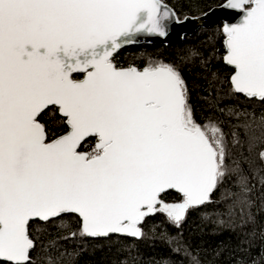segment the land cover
<instances>
[{
  "label": "snow or ice",
  "instance_id": "1",
  "mask_svg": "<svg viewBox=\"0 0 264 264\" xmlns=\"http://www.w3.org/2000/svg\"><path fill=\"white\" fill-rule=\"evenodd\" d=\"M223 7L240 18L217 29L231 91L264 103V0ZM175 22L162 0H0V264H37L35 223L68 231L41 249L47 264H63L69 240L113 237L158 238L183 255L180 264H202L183 240L193 214L236 234L239 252L250 254L257 236L264 241L253 211L264 208V168L232 156L223 121L195 118L181 66L115 61L139 35L167 36ZM183 59L209 71L198 52ZM219 111L243 118L236 127L249 145L264 147V117ZM49 113L59 114V134ZM258 159L264 165V151ZM156 217L177 234L150 236ZM235 264L259 262L249 255Z\"/></svg>",
  "mask_w": 264,
  "mask_h": 264
},
{
  "label": "trees",
  "instance_id": "2",
  "mask_svg": "<svg viewBox=\"0 0 264 264\" xmlns=\"http://www.w3.org/2000/svg\"><path fill=\"white\" fill-rule=\"evenodd\" d=\"M163 1L168 3L175 14L181 18L184 15H198L224 0ZM222 27L223 22L219 20L208 26H200L192 33L183 35L182 40L176 44L150 42L129 44L114 54L115 61L119 66L143 67L152 61L180 65L191 89V104L195 118L201 123H205L209 117L223 121V130L228 134L232 156L241 160L246 157L254 168H264L258 159V154L264 150V147H261L259 143L250 146L243 127H236L238 123L242 124L244 119L241 118L240 121L230 119L219 111V109L234 108L242 113L250 114L249 118L254 117L257 122L264 117V103L246 98L242 94L235 95L231 91L230 76L233 69L223 60L224 36L217 31ZM193 51L200 53L201 57L208 62L209 71L200 66L198 59L194 64H185L183 58ZM213 73H215V77H213ZM209 81H212L211 87ZM45 119L52 125V131L57 134L61 132L59 123H53L54 120L58 121V113H49ZM233 131L237 133L236 137L232 136ZM236 139L240 140L239 145L235 144ZM253 211L257 212L256 231L259 233L261 229H264V208L258 203L257 208ZM195 217L196 214H193L189 222L184 225L183 240L197 251L202 264H235V259L240 256L248 258L249 255L255 258L259 264H264V256H261L264 241L259 236L253 242L250 254L239 252L237 250L238 236L231 230L219 224L213 225L207 219L200 224ZM160 220V217L149 220L146 231H149L150 236L152 234L150 230L159 232L166 229L170 235L177 234L174 228L167 225L158 227ZM65 223L71 226L69 229L71 231L78 228L74 217H65ZM32 233L37 238L38 244L37 264H47L41 249L49 246L50 241L57 237L67 235L68 231L57 232L51 227L46 229L42 223H35L32 225ZM65 249L70 255L63 257V264H125L126 261L128 264H132V257H135V264H180L183 259L182 254L175 255L158 238L140 241L115 237L111 240L74 239L62 244L61 252ZM129 250L131 251L129 252ZM184 264H187V261H184Z\"/></svg>",
  "mask_w": 264,
  "mask_h": 264
},
{
  "label": "water",
  "instance_id": "3",
  "mask_svg": "<svg viewBox=\"0 0 264 264\" xmlns=\"http://www.w3.org/2000/svg\"><path fill=\"white\" fill-rule=\"evenodd\" d=\"M162 3L166 5L168 9H170L172 12H174L172 7L168 3L164 2L163 0ZM225 3L226 0L222 1L219 4L211 6L210 8H208L207 10H205L204 12L198 15H184L183 17L179 18L175 14L177 22L173 23L170 26L167 36L161 37L158 35L141 34L138 37H136V42L134 44L144 43V42L176 44L182 40L183 35L192 33L195 29H197L200 26H208L218 20L222 21L223 25L225 23L238 22L240 19L239 16H237L234 11L223 7ZM127 45H124L123 47ZM128 66H133V65H128ZM128 66H122V67H128Z\"/></svg>",
  "mask_w": 264,
  "mask_h": 264
},
{
  "label": "rangeland",
  "instance_id": "4",
  "mask_svg": "<svg viewBox=\"0 0 264 264\" xmlns=\"http://www.w3.org/2000/svg\"><path fill=\"white\" fill-rule=\"evenodd\" d=\"M264 151V150H263Z\"/></svg>",
  "mask_w": 264,
  "mask_h": 264
}]
</instances>
